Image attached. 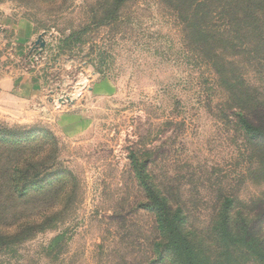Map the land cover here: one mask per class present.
<instances>
[{
    "label": "rangeland",
    "instance_id": "1",
    "mask_svg": "<svg viewBox=\"0 0 264 264\" xmlns=\"http://www.w3.org/2000/svg\"><path fill=\"white\" fill-rule=\"evenodd\" d=\"M224 1L0 0L28 24L0 25V264H187L163 213L195 264H264V135L238 117L264 123V17Z\"/></svg>",
    "mask_w": 264,
    "mask_h": 264
},
{
    "label": "trees",
    "instance_id": "2",
    "mask_svg": "<svg viewBox=\"0 0 264 264\" xmlns=\"http://www.w3.org/2000/svg\"><path fill=\"white\" fill-rule=\"evenodd\" d=\"M113 4H120L122 2H125L127 0H111ZM238 2H236V4H233L231 2L228 1H224V2H220L219 6H217L218 11L219 12H213L214 14H220L224 17V20L227 23H229L230 25V17L231 14L235 11V13H238L239 15H241V18H245V16H249V15H255V16H260L264 17V14L262 13H256L252 14L251 13V4L253 0H237ZM206 2H209V0H206ZM258 19V18H257ZM261 25H264V23H261ZM217 29L223 30L222 28H218ZM258 31V34H262L263 33V28L257 27L255 28ZM260 104V103H258ZM247 110L251 109V104L247 105ZM258 110H256L255 112H260L263 113L264 116V106H258L257 107ZM238 117L239 119V124L242 126V128L248 132V133H253L255 135H264V128H263V124H253L249 121H247V119L245 118V115L243 114V112H238ZM11 135V134H8ZM1 149V148H0ZM8 149L9 152H11V156H7L6 158V163L9 162V160L11 159V157H13V153L16 152L14 150H21V148L18 149H12V147L10 148H6ZM15 161V162H14ZM12 163L14 165H16V167H20L22 168L24 166V161L23 158H18L17 160H13ZM1 183L4 184L3 180H0ZM19 181L21 180H14V179H8L7 183L10 186H15L16 189V185L19 183ZM226 202H228V198L225 199ZM167 210V209H166ZM264 211V208H263ZM165 221V226L162 228L165 230L167 236H168V244L172 247L173 251L176 254H179L181 256H183L186 261L188 262L187 264H195V254L193 252V250L191 249V246L187 240V238L185 237V235L182 232V229L180 228V226L177 225V222H175L176 220V215L174 214L172 217L168 216L167 214L163 213V218ZM161 223V222H160ZM264 232V228L261 229ZM226 238L228 239H233L236 242H238L237 244L241 245H252V241H255L256 239H254L255 237V232L254 231H249L247 233H242L240 236H238V233L236 232V230L234 229H230L227 228V232L225 233ZM249 242V244H248Z\"/></svg>",
    "mask_w": 264,
    "mask_h": 264
},
{
    "label": "crops",
    "instance_id": "3",
    "mask_svg": "<svg viewBox=\"0 0 264 264\" xmlns=\"http://www.w3.org/2000/svg\"><path fill=\"white\" fill-rule=\"evenodd\" d=\"M0 25H3L5 28L11 29L14 32L16 39L18 40H22L28 34V30H27L28 24L19 20L9 22L8 18L3 19L0 20ZM23 26L26 29L25 32H22L21 30ZM12 76H15L14 70L7 72V74L2 79H0V87L2 88V90H6V92L8 93H11L13 91L12 89L16 87V83L14 82ZM33 82H35V80H33L32 78L28 80V83L33 84Z\"/></svg>",
    "mask_w": 264,
    "mask_h": 264
}]
</instances>
